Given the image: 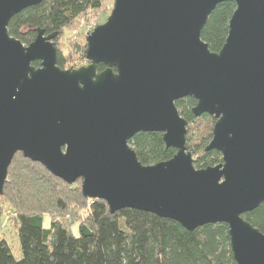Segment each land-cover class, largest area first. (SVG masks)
<instances>
[{"label":"water","instance_id":"water-1","mask_svg":"<svg viewBox=\"0 0 264 264\" xmlns=\"http://www.w3.org/2000/svg\"><path fill=\"white\" fill-rule=\"evenodd\" d=\"M236 8L218 52L202 31L215 9ZM42 0H0V196L17 152L112 213L137 209L188 230L226 223L236 264H264V233L243 215L264 203V0H114L86 36L88 64L58 65V32L37 30L25 45L12 17ZM40 61V66L33 62ZM106 68L98 71V65ZM215 117L207 150L223 161L196 168L188 121ZM140 132L163 133L169 160L143 164L130 146Z\"/></svg>","mask_w":264,"mask_h":264},{"label":"trees","instance_id":"trees-1","mask_svg":"<svg viewBox=\"0 0 264 264\" xmlns=\"http://www.w3.org/2000/svg\"><path fill=\"white\" fill-rule=\"evenodd\" d=\"M107 1L42 0L14 15L9 32L25 45L36 38L39 28L47 33L58 32V65L65 69L68 61L59 47L60 36L89 12H99ZM235 8L234 2L227 1L210 16L202 39L211 51L223 47ZM86 48L87 43L76 45L85 61ZM33 64L38 67L40 61ZM105 68L104 64L98 65V71ZM196 103L193 97L176 101L180 114L188 121L187 147L194 164L205 168L221 163L223 155L216 149L207 150L216 119L208 113L195 116ZM129 143L145 165L169 160L177 152L167 147L160 132H140ZM81 183L78 179L69 184L43 164L17 152L0 196V211L5 201V209L11 210L10 217L15 221L21 257L13 254L0 234V264H236L226 223L188 230L178 221L137 209L112 213L105 200L85 197ZM46 216L50 226H45ZM243 217L264 233V203ZM75 223L79 235L73 233Z\"/></svg>","mask_w":264,"mask_h":264},{"label":"rangeland","instance_id":"rangeland-1","mask_svg":"<svg viewBox=\"0 0 264 264\" xmlns=\"http://www.w3.org/2000/svg\"><path fill=\"white\" fill-rule=\"evenodd\" d=\"M114 6V0H108L103 8L99 12H89L85 16L78 19L70 28H68L65 33L59 38V47L61 51L66 55L67 64L65 69L69 68H79L81 66H85L88 64V60H84L81 58V53L76 49L77 43L83 46L86 41V36L90 32L89 27L92 22H96V26L104 23L109 15L112 12ZM1 205L3 206L2 210L3 216L0 219V234L3 235L7 241L9 242L13 254L16 257H21V249L19 237L17 236V230L15 221L12 217H10L9 209H5L7 206L5 201H2ZM50 218L46 216L45 218V226H50ZM73 233L75 235H79V225L75 223L72 227Z\"/></svg>","mask_w":264,"mask_h":264},{"label":"built area","instance_id":"built-area-1","mask_svg":"<svg viewBox=\"0 0 264 264\" xmlns=\"http://www.w3.org/2000/svg\"><path fill=\"white\" fill-rule=\"evenodd\" d=\"M95 27H96V22H92L89 27V30L92 31Z\"/></svg>","mask_w":264,"mask_h":264}]
</instances>
